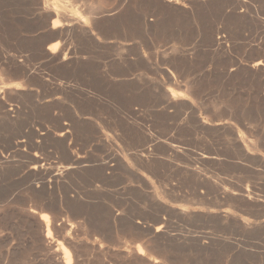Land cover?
<instances>
[{
  "label": "rangeland",
  "instance_id": "obj_1",
  "mask_svg": "<svg viewBox=\"0 0 264 264\" xmlns=\"http://www.w3.org/2000/svg\"><path fill=\"white\" fill-rule=\"evenodd\" d=\"M258 61L264 0H0V264H264Z\"/></svg>",
  "mask_w": 264,
  "mask_h": 264
},
{
  "label": "bare ground",
  "instance_id": "obj_2",
  "mask_svg": "<svg viewBox=\"0 0 264 264\" xmlns=\"http://www.w3.org/2000/svg\"><path fill=\"white\" fill-rule=\"evenodd\" d=\"M123 1V0H122ZM130 1V0H129ZM97 3V2H96ZM170 3V2H169ZM39 4V3H38ZM84 5V4H83ZM42 7V6H41ZM125 7V6H124ZM38 8V7H37ZM41 9V8H40ZM39 9V10H40ZM43 9V8H42ZM108 10H106V12H107ZM112 11H114V10H112ZM111 12V11H110ZM46 13H48V15H50V16H52V10L48 7V8H46ZM100 13V12H99ZM120 13V12H119ZM118 13V14H119ZM115 14V13H114ZM117 14V15H118ZM39 15V14H38ZM44 15V14H43ZM43 15H42V17H43ZM120 15V14H119ZM45 17V16H44ZM48 17V16H47ZM93 17V16H92ZM59 18V17H58ZM106 18L107 17H105V20H106ZM44 19V18H43ZM96 19V18H95ZM108 19V21H110L111 22V20L109 19V17L107 18ZM91 20H92V18H91ZM98 20V19H97ZM100 20V19H99ZM104 20V19H103ZM63 21V20H62ZM66 21V20H65ZM64 23V22H63ZM66 23H68V22H66ZM79 23V22H78ZM78 23H77V25H78ZM95 24H97V22L95 23ZM99 24V23H98ZM63 26H66V25H62L61 23H60V21L58 22V21H56L55 23H54V28H60V30H58L57 32H55L54 33V35H53V37L55 38V40H56V38H58L61 34H62V32H63ZM98 26H100V24L98 25ZM106 26H108V25H106ZM85 28V27H84ZM71 29H72V31H73V29L74 28H72L71 27ZM76 29H77V26H76ZM76 29H74V30H76ZM65 30V29H64ZM67 30H69L68 28H67ZM85 30V29H84ZM83 29H82V32L84 31ZM50 31V30H49ZM49 31H47V32H49ZM88 31V30H87ZM71 32V31H70ZM78 32H80V31H78ZM85 32V31H84ZM103 32V31H102ZM72 33V32H71ZM73 33H77V32H73ZM86 33V32H85ZM85 33H83L84 35H85ZM63 34H65V31H64V33ZM62 34V35H63ZM82 34V35H83ZM104 34V33H103ZM52 35V34H51ZM50 35V36H51ZM49 38V37H48ZM52 38V37H51ZM62 38V37H61ZM52 40H54V39H52ZM61 41V40H60ZM215 41H217L216 39L215 40H213V42H215ZM60 43H62V42H60ZM217 44H219V45H221L219 42L217 43ZM45 46V45H44ZM57 47H58V43H56L55 44V49H57ZM59 48V47H58ZM61 49H63V48H61ZM49 53V52H48ZM53 54V53H52ZM63 54V53H62ZM54 56H56V55H54ZM75 56V55H74ZM56 58V57H55ZM68 58V57H67ZM52 59H54V58H52ZM58 59H59V57H58ZM70 59V58H69ZM62 60V59H61ZM56 61V60H55ZM64 61V60H63ZM68 61V60H67ZM62 62V61H61ZM60 63V62H59ZM72 64H73V62H71ZM61 65H63V64H61ZM75 65V64H74ZM70 66V65H69ZM264 66V63L262 62V61H258V62H255L254 64H253V67L255 68V69H258V70H260L262 67ZM67 67V66H66ZM74 68V67H73ZM258 70H256V72L258 71ZM30 72V70H27V72ZM262 71V70H261ZM27 72L25 71V73L27 74ZM31 72H32V70H31ZM34 72V71H33ZM28 75V74H27ZM33 75V74H32ZM31 76V75H30ZM61 86V85H60ZM59 86V87H60ZM63 88V87H62ZM13 91V90H12ZM16 92V91H15ZM9 93H10V91H9ZM6 94V93H5ZM1 101V100H0ZM2 106V105H1ZM9 113V112H8ZM11 113V112H10ZM64 129H66V128H64ZM66 132H68V131H66ZM58 134H60V136H65L66 135V133L65 132H62V133H58ZM68 134V133H67ZM59 137V136H58ZM63 138V137H62ZM65 138V137H64ZM238 143V142H237ZM239 144V143H238ZM206 156H208V155H206ZM204 157V156H203ZM203 157H202V159H203ZM211 158V157H210ZM218 158V157H217ZM201 160V159H200ZM206 161V160H205ZM158 231H161L160 230V228H158L157 229ZM152 247V246H151ZM68 248V247H67ZM64 254H65V258H66V264H72V257H71V252H69L68 251V249H65L64 248Z\"/></svg>",
  "mask_w": 264,
  "mask_h": 264
}]
</instances>
